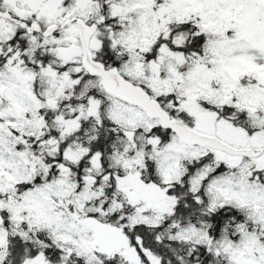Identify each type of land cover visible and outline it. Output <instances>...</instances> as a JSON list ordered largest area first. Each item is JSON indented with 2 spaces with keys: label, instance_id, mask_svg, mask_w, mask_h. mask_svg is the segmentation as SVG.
Wrapping results in <instances>:
<instances>
[{
  "label": "snow or ice",
  "instance_id": "1",
  "mask_svg": "<svg viewBox=\"0 0 264 264\" xmlns=\"http://www.w3.org/2000/svg\"><path fill=\"white\" fill-rule=\"evenodd\" d=\"M0 264H264V0H0Z\"/></svg>",
  "mask_w": 264,
  "mask_h": 264
}]
</instances>
